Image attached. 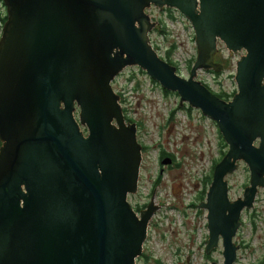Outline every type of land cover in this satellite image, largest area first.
Here are the masks:
<instances>
[{"label": "water", "instance_id": "1", "mask_svg": "<svg viewBox=\"0 0 264 264\" xmlns=\"http://www.w3.org/2000/svg\"><path fill=\"white\" fill-rule=\"evenodd\" d=\"M0 2V264H135L140 257L148 217L137 218L127 196L137 190L141 147L111 88L125 67L217 125L228 151L201 206L205 252L221 238L223 264H234L239 211L264 187V0ZM151 5L189 21L196 46L189 78L152 48L155 23L144 13ZM217 40L244 52L230 102L195 80L219 66ZM238 160L250 184L244 202H231L224 177Z\"/></svg>", "mask_w": 264, "mask_h": 264}, {"label": "rangeland", "instance_id": "2", "mask_svg": "<svg viewBox=\"0 0 264 264\" xmlns=\"http://www.w3.org/2000/svg\"><path fill=\"white\" fill-rule=\"evenodd\" d=\"M148 14L151 22L157 23L155 28L158 27L160 29L164 25L166 30L165 36L154 31L155 28L150 32L149 37L153 47L157 50L158 54L165 56L166 50L173 44L175 49L171 54V58L175 62L177 61L179 71H182V75L185 76L188 73L186 68L189 64L187 62L196 58V46L193 39L194 32L189 21L177 12H172L171 14L175 18L172 20L173 31H171L168 12L155 8L148 11ZM5 15V8L0 4V17ZM2 25L0 21V36ZM217 42L221 43L219 44L220 47L218 46L217 48L219 54L221 53L222 57L227 59L226 62L228 64V67L218 79L228 88L230 85L229 77L235 74L236 62L244 53L238 52L232 54V52L226 50L221 41L217 40ZM198 73L200 72L198 71ZM197 78L200 80L201 78L206 79L208 82L211 79L210 76L203 73L197 74ZM112 87L115 92L119 93L122 91L124 93V99L128 102L127 107L129 108L130 115L138 117L147 132L143 137H146L144 141H146L151 151L146 153V160L148 162L144 164L146 169L144 175H146L145 181L147 183L144 189H147L148 182L155 173L157 153L153 150V147L157 144L156 140L158 138L160 143H168L171 148H174L182 162V168L179 170L181 173L176 171V175H169V182L171 183L174 177H176L175 182L178 184V187L182 186V189H185L186 198H190L188 194L191 193V184H187L188 179L192 178V183L195 180L197 181V190L199 187L203 188L201 177L209 171V162L216 159L220 151L217 125L210 118L205 117V119H202L199 110L192 111L191 120L187 117L184 110H176L179 107L178 96L173 94L166 95L157 84L152 83L146 74L142 73L137 67L125 69L117 77V80L112 83ZM213 89H216V87ZM169 113L171 115L168 118ZM74 115L77 119L78 109L74 112ZM113 123L115 124L114 121ZM158 128H160L159 131ZM158 132L162 133L160 137ZM224 148L226 150L228 146L226 145ZM238 161L244 163L241 160ZM244 165L246 166L245 163ZM248 176V170L241 165L236 172L234 170L233 174L228 177L232 188L229 192L231 200L238 192H241L242 187L248 181ZM168 188L169 186L164 191L170 196ZM261 189L264 190V188L256 187V190ZM258 206L261 209V206H264V202L258 203ZM158 215V220L160 221L158 227L161 228V231H166V243L159 240V230L152 229L150 232L151 238L146 250L148 256H146L145 262L144 260H140L137 264H158V261L164 264H175L176 262L184 264L190 252H193L190 264H210V261L204 258V245L201 246L203 242L200 244V241L204 238V234L206 236L209 234L205 224L207 222L205 215L197 216L194 210L187 211L186 216L176 210H170L169 212L163 210ZM139 217L140 215L137 216V218ZM243 219L244 225L242 231L235 240L237 243L244 241L247 244L246 248H239L235 264H257L259 261H264V208L262 217L256 218L257 227L255 226V229H252L248 217L245 216ZM235 240L233 237L232 241L235 242ZM171 241L182 245L188 243L195 244L193 249L186 247L175 250L178 247ZM218 242L219 246L215 249L216 251L214 250L212 259H217L218 264H223L221 238L218 239Z\"/></svg>", "mask_w": 264, "mask_h": 264}, {"label": "flooded vegetation", "instance_id": "3", "mask_svg": "<svg viewBox=\"0 0 264 264\" xmlns=\"http://www.w3.org/2000/svg\"><path fill=\"white\" fill-rule=\"evenodd\" d=\"M155 8H157V7L151 5L144 10L145 15H147L149 18V23H151V24H153L155 22H153V21L151 22V18L148 14V11L155 9ZM158 10L168 12V13L177 12L178 14H180L177 10L171 9V8H162V9L158 8ZM5 17H6V15H5ZM4 23H3V25H4ZM156 25H157V23H155V25H153L150 28V31L148 33V37L150 35V32L155 28ZM155 30H156V28L154 29V31ZM219 44H221V43L220 42L217 43V48H218ZM241 53H244V52H241ZM213 57H214L213 64H216L219 66L216 69L211 68L209 70L199 71L200 73H203L205 75L210 76L211 79L209 80V82L206 79H202V78L200 80L197 78V76H196L195 80L198 82H201V84H203V86H205L208 90H210L213 94H215L219 99L223 100L224 102H230V101H232L233 97L238 92L237 86H236L235 81H234L235 74L232 77H229V81H230L229 87L230 88L229 87L226 88L222 84V82L218 79V77L228 67V64L226 62L227 59L223 58L221 53L219 54L218 49L215 52ZM194 61H195V59H193V61L190 60L187 62L191 66H190V70H188L186 68L188 73L185 76L182 75L186 79L189 78V76H190L191 67L194 64ZM127 68H129V67H125L112 80L111 88H112L113 92L119 98L118 103H119V106L121 108V112H122L125 124L135 126L136 142L141 147V162H140V167H139L137 190L135 193L129 194L127 196L128 203L131 206L134 213L136 214V216L140 215V217H141V215H144V216L148 217V221L146 224V227H147L146 238H145V241L142 245L141 255H140V257H138L135 260V264H137L140 260H144V262H145V260L147 258L146 256H148V254L146 253V250L148 248V242L150 241V238H151L150 232L152 229L153 230H157V229L159 230L158 236H159L160 241L165 242L167 240V239H165L166 238L165 237L166 231H161V228L158 227V225L160 223V221L158 220V217H159L158 214L162 213L163 210H165L167 212H169L170 210L180 211V212H182V214L184 216H186L187 211L194 210V213L197 216H204L205 215V218L207 217V210L203 209L201 206L206 204V196H207L208 190H209L210 185H211L212 180H213L214 168L226 156L228 148L225 150L224 145H223V143L225 144V142L223 141V138L221 140L219 137V140H220L219 155L216 159L209 162V167H210L209 171H207L203 175L202 182L204 184V189L202 190V188H198V190H197V188H196V187H198L197 181L195 180V182L192 183V180H191L192 178H190L187 180L188 181L187 184L188 185L191 184V186H190L191 187V193L188 194L190 198H186L185 195H187V194H186V192H184L185 189H182V186L178 187V184L175 182L176 177H174V180L171 183L169 182V175L170 176L176 175L175 172L176 171L180 172L179 170L182 168V162L180 161L179 155L174 150V148L170 147V145L168 143H167L168 145L160 143L159 138H158L156 140L157 144L154 145V147H153V150L156 151V153H157L156 161H155V173H154V176L149 180L147 189H144L145 184L147 183L145 181L146 175H144V173H146V169L144 167V164H145V162L146 163L148 162L146 160V153H149L151 151V149L148 148V144L146 143V141H144V140H146V137H143V135L147 134V132L145 131L143 124L140 121V119H138V117H134V116L130 115L129 108L127 107L128 102H126L124 99V93L122 91L117 93V92H115V90L112 87V83H114L117 80V77ZM200 73L197 72V74H200ZM214 87H216V89H213ZM77 109H78V115H79V108L78 107H76L75 111ZM176 110H184L186 112L187 117L190 119V117H191L190 113L191 112L190 113L187 112V106L184 105L180 108L178 107ZM170 115H171V113H169L168 118L170 117ZM171 118H172V116H171ZM202 119H205V117L202 116ZM76 120L78 121V117ZM81 128H82L81 130H82L84 136H87V134H88L87 129L85 127H81ZM159 129L160 128H158V131H159ZM201 130L204 131L202 128H201ZM161 134H162L161 132H158L159 137L161 136ZM259 143H260V141L256 140L253 143V146L258 149ZM185 152H188V151H185ZM148 165H149V163H148ZM235 165H236L235 172L242 165V166H244V168H246L248 170L249 176H248V181L242 187L241 192H238L231 201L244 202L245 201V197H244L245 191L249 187V184H250V171L244 165V163H242L240 161H237ZM232 174H233V172L230 173V175H232ZM229 176L227 175L226 177H224V180L227 183L228 195L232 189L231 185L228 181ZM168 186H169L168 193L170 196H168L164 191L165 188ZM261 188H264V187H261ZM144 190H146V191H144ZM263 192H264L263 189L256 190L251 207L247 208L246 206H243V208L239 211L238 227H237L236 232H235L234 240L240 235V233L242 231V228L244 225L243 217H245V216L248 217V220H249V223L251 224L252 229H255V226L257 227L256 218L262 217V212H263V208H264V206H261V209H260L258 206V203L264 202V193ZM205 223L207 226V222H205ZM207 240H208V236H206L204 234V238L200 241V244L203 242L201 246L204 245V247H203L204 258L206 260H209L210 264H213V263L218 264L219 262L217 259L216 260L212 259V254L214 253L213 250L218 248L219 242H218V246L216 248H213L210 253H206L205 252V244H206ZM233 243L237 247L236 253L238 252L239 248L240 249L246 248L245 246L247 244V242H244V241L237 243L236 240H235V242L233 241ZM173 244L176 247H178L175 250H180V249L186 248V247L193 249L195 243H188L185 245L184 244L183 245L182 244H176V243H173ZM198 247H200V246H198ZM221 254H222V252H221ZM188 263H189V257H187L185 260V264H188ZM158 264H164V263H162L161 261H158ZM175 264H180V262H176ZM257 264H264V261H259Z\"/></svg>", "mask_w": 264, "mask_h": 264}, {"label": "trees", "instance_id": "4", "mask_svg": "<svg viewBox=\"0 0 264 264\" xmlns=\"http://www.w3.org/2000/svg\"><path fill=\"white\" fill-rule=\"evenodd\" d=\"M0 4H2V3L0 2ZM168 17L171 18V19H174V16L171 14V12L168 13ZM5 20H6V17H5V16H1V17H0L1 24H3V23L5 22ZM155 31L158 32L160 35H164V36H165V34H166V30H165L164 25H162V28H160V29L157 27ZM174 49H175V46L172 44V45L166 50V58H167V61L170 60V58H171V54H172V52L174 51ZM168 63L171 64L170 61H168ZM190 66H191V65H189V66L187 67L188 70H190ZM141 72H142V71H141ZM142 73H144V72H142ZM151 82H153L154 84H157V83H155L154 81H151ZM162 90H163V89H162ZM163 92H164L166 95L174 94V93L167 92V91H165V90H163ZM174 95H176V94H174ZM177 108H178V107H177ZM179 108H180V107H179ZM192 111H193L192 108L187 107V112H188V113H190V112L192 113ZM191 113H190V114H191ZM217 133H218L220 139L222 140V135H221V133L219 132L218 128H217ZM223 145H224V147H226V144L223 143Z\"/></svg>", "mask_w": 264, "mask_h": 264}, {"label": "built area", "instance_id": "5", "mask_svg": "<svg viewBox=\"0 0 264 264\" xmlns=\"http://www.w3.org/2000/svg\"><path fill=\"white\" fill-rule=\"evenodd\" d=\"M174 18H175V17H174ZM168 21L171 22V23H170L171 26H169V27H170V30L173 31V23H172L171 19H169ZM167 25H168V24H167ZM160 56H162V55H160ZM162 57H163V56H162ZM173 61H174V60H173ZM174 62H175V61H174ZM176 62H177V61H176ZM176 62H175V63H176ZM178 67H179V66H178ZM180 68H181V66H180ZM201 179L203 180V176L201 177ZM197 185H198V183H197ZM199 188H200V187H199ZM203 188H204V184H203ZM203 188H202V190H203ZM205 224H206V223H205Z\"/></svg>", "mask_w": 264, "mask_h": 264}]
</instances>
